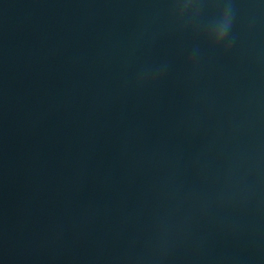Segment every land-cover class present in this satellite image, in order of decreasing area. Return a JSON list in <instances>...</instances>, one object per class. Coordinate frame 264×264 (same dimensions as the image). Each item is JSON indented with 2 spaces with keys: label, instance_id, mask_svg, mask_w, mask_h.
<instances>
[{
  "label": "water",
  "instance_id": "1",
  "mask_svg": "<svg viewBox=\"0 0 264 264\" xmlns=\"http://www.w3.org/2000/svg\"><path fill=\"white\" fill-rule=\"evenodd\" d=\"M0 264H264V0H0Z\"/></svg>",
  "mask_w": 264,
  "mask_h": 264
},
{
  "label": "clouds",
  "instance_id": "2",
  "mask_svg": "<svg viewBox=\"0 0 264 264\" xmlns=\"http://www.w3.org/2000/svg\"><path fill=\"white\" fill-rule=\"evenodd\" d=\"M228 27H229V25H228V24H226V25H225V28H224V35H225V36H226V34H227Z\"/></svg>",
  "mask_w": 264,
  "mask_h": 264
}]
</instances>
